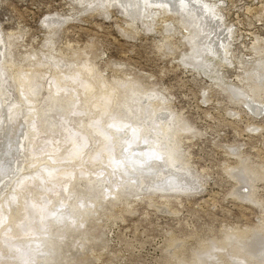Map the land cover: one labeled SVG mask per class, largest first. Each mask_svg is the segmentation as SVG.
<instances>
[{
  "label": "rangeland",
  "instance_id": "1",
  "mask_svg": "<svg viewBox=\"0 0 264 264\" xmlns=\"http://www.w3.org/2000/svg\"><path fill=\"white\" fill-rule=\"evenodd\" d=\"M201 1L0 0V264H264V0Z\"/></svg>",
  "mask_w": 264,
  "mask_h": 264
},
{
  "label": "bare ground",
  "instance_id": "2",
  "mask_svg": "<svg viewBox=\"0 0 264 264\" xmlns=\"http://www.w3.org/2000/svg\"><path fill=\"white\" fill-rule=\"evenodd\" d=\"M118 2H119V4L120 5H122L127 11H131V10H133V8H134V10L136 9L135 8V4L139 1H137L136 0V3H134V0H117ZM145 3V5H148L149 7H151V8H153V9H163V11L164 10H166L167 9V7H169L170 9H175L176 11H179V12H181L182 14H184L185 16L186 15H188V14H192V5L194 6L195 4H197V8H202L203 9V15L204 14H206L205 12H207L208 14H213L212 13V9H211V7L210 6H208L205 2H203V1H201V0H143ZM138 4H140L141 5V0H140V2L138 3ZM198 4H200V5H198ZM140 7V6H139ZM141 7H142V5H141ZM145 7V6H144ZM195 7H196V5H195ZM195 9V8H194ZM141 10H142V8H141ZM198 10V9H197ZM169 11V10H168ZM171 11V10H170ZM175 11V12H176ZM165 12V11H164ZM198 12H200V10L198 11ZM198 12H197V14H198ZM216 12V11H215ZM181 14V15H182ZM196 14V13H195ZM201 14V13H200ZM213 16L215 17V14H213ZM202 19V18H201ZM213 20H215V19H213ZM216 23H217V20H216ZM218 24H220V23H218ZM15 79V78H14ZM88 88H89V86H88ZM87 88V89H88ZM61 92V91H60ZM108 93H109V91H107ZM2 94H3V92H2ZM106 94V93H105ZM88 95V94H87ZM111 94H109V95H107V98H108V96H110ZM7 96V95H6ZM103 97V96H102ZM115 97V96H114ZM7 98V97H6ZM5 97L2 99H0V101H1V104H0V108L2 107V109H6V107L7 106H5L4 104H7V102H9V101H7L8 99H6ZM104 99H105V96L103 97ZM102 98V99H103ZM10 99V98H9ZM61 100V99H60ZM87 100V99H86ZM107 100H109V99H107ZM25 101H26V99H25ZM62 101V100H61ZM64 101V100H63ZM88 101V100H87ZM110 101H111V98H110ZM114 101V100H113ZM14 102V101H13ZM97 102H100V100L99 101H97ZM104 102H106V99H105V101ZM146 102V101H145ZM24 103V102H23ZM26 103H27V101H26ZM57 103V102H56ZM114 103V105H115V102H113ZM117 103V102H116ZM25 104V103H24ZM28 104H29V102H28ZM86 104V103H85ZM99 104H101V102L99 103ZM98 104V105H99ZM102 104L104 105L105 103H103L102 102ZM108 104V103H107ZM110 104V103H109ZM92 106H93V104H91ZM96 105H97V103H96ZM106 105V104H105ZM111 105V104H110ZM110 105H108V106H110ZM156 105V104H155ZM95 106V105H94ZM101 106V105H100ZM99 106V108H101ZM62 107V106H61ZM97 107V106H96ZM104 107V106H103ZM102 107V108H103ZM99 108H97L98 110H99ZM106 108V107H105ZM112 108H113V106H112ZM111 108V109H112ZM0 110V112L2 111L3 112V110ZM96 108H94V110H95ZM108 109H110V108H108ZM102 110V109H101ZM106 110V109H105ZM128 110V109H127ZM126 110V111H127ZM29 111V110H28ZM102 111H104V108H103V110ZM108 111V110H107ZM101 113V112H100ZM103 113V112H102ZM32 114V113H31ZM108 114H109V112H108ZM168 114V113H167ZM27 115V114H26ZM100 115V114H99ZM99 115H98V117H99ZM102 115V114H101ZM114 115V117H115V114H113ZM112 116V115H111ZM123 116H125V115H123ZM133 116V115H132ZM29 117V116H28ZM104 117H105V115H104ZM110 117V116H109ZM127 117V116H126ZM110 118H113V117H110ZM109 118V119H110ZM0 119H1V113H0ZM23 119H25L24 117H23ZM29 119V118H28ZM128 119H129V116H128ZM143 119V118H142ZM145 119V118H144ZM143 119V120H144ZM148 119H150V118H148ZM167 119V118H166ZM3 120V119H2ZM27 120V119H26ZM132 120V119H131ZM135 120H138V119H135ZM141 120V119H140ZM143 120H142V122H143ZM147 120V119H146ZM155 120V119H154ZM4 121V120H3ZM150 121V120H149ZM126 122V121H125ZM159 122V121H158ZM163 122V121H162ZM165 122V121H164ZM170 122V121H169ZM169 122H168V124H169ZM119 123H121V122H119ZM123 123V122H122ZM127 123V122H126ZM132 123V122H131ZM135 123H136V121H135ZM166 123V122H165ZM171 123H172V121H171ZM2 124V123H1ZM55 124V123H54ZM82 124V123H81ZM94 124V123H93ZM125 124V123H124ZM139 124V123H138ZM138 124H137V127H138ZM143 124V123H142ZM152 124V123H151ZM27 125V124H26ZM85 125V124H84ZM115 125V124H114ZM126 125H129V120H128V123L126 124ZM131 125V124H130ZM129 125V126H130ZM172 125V124H171ZM56 126V125H55ZM128 126V127H129ZM136 126V125H135ZM139 126H141V124L139 125ZM161 126H162V124H161ZM1 127V126H0ZM6 127H8V125H6ZM5 127V128H6ZM94 127V126H93ZM93 127H91V128H93ZM122 127H123V125H122ZM131 127V126H130ZM129 127V129L127 128V127H125L126 129H128V130H130L131 128ZM147 126L145 125V128H146ZM4 128V129H5ZM25 128H30L29 126H25ZM136 128V127H135ZM144 128V127H143ZM155 128V127H154ZM171 128V127H170ZM124 129V128H123ZM133 129V128H132ZM138 129H140V127L138 128ZM142 129V128H141ZM157 129V128H156ZM26 130H28V129H26ZM93 130H95L96 132V134H98L99 133V137H101L100 138V143H103L107 138L109 139V137H108V135L106 134V132L105 133H103V132H100V130L99 129H97V128H93ZM112 130V129H111ZM110 130V131H111ZM116 129H114L113 128V133H114V131H115ZM125 130V129H124ZM127 130V131H128ZM149 130H152V129H149ZM159 130V129H158ZM29 131H30V129H29ZM81 131V130H80ZM82 131H84V130H82ZM117 131V130H116ZM122 131V130H121ZM126 131V132H127ZM131 131V130H130ZM129 131V132H130ZM133 131V130H132ZM139 131V130H138ZM145 131V130H144ZM147 131V130H146ZM154 131V130H153ZM163 131L165 132L166 131V128L164 127L163 128ZM2 132H3V130H2ZM119 132V131H118ZM125 132V131H124ZM137 132V131H136ZM158 132V131H157ZM161 132V131H160ZM11 135H10V134ZM133 133H135V132H133ZM141 133V132H140ZM145 133V132H144ZM115 134V133H114ZM130 134H132L131 132H130ZM128 135V136H131V135ZM143 134V133H142ZM141 134V135H142ZM148 134V133H147ZM151 134V133H150ZM156 134L157 133H155V138H159L160 136H156ZM162 134H164V133H162ZM20 135V134H19ZM19 135H17L15 132L14 133H11V131H9V130H7V128H6V131H4L3 132V134H2V136L0 137V198H1V196L5 193V192H7L9 189H10V186L12 185V184H14V181L17 179V178H19L18 176L20 175V177H22L21 176V174L22 173H25L26 171H27V169H29V168H31V166H29V164H28V162H30L31 163V161H28V162H26V164H25V161L27 160V159H23V160H21L20 162H18L17 164H16V167L15 168H13L12 167V164L9 162V161H12V154L13 153H15L16 152V147H17V144H18V138H19ZM92 135H94V134H92ZM118 135V134H117ZM121 135V134H120ZM127 135V134H126ZM139 135V134H138ZM149 135V134H148ZM152 135V134H151ZM71 136V135H70ZM70 136H68L69 138H70ZM119 136V135H118ZM136 136H137V134H136ZM28 137H29V135L27 134V132L26 133H24L23 134V137L20 139V141L19 142H21V144L23 145V151L25 152V146H27L28 145ZM36 137V136H35ZM114 137H115V135H114ZM114 137H113V139H114ZM126 137V136H125ZM34 138V137H33ZM71 138H74V137H71ZM105 139V140H102V139ZM123 138V137H122ZM141 138V137H140ZM143 138H145V137H143ZM150 138L151 137H149V138H147V140L149 139V141L151 142V140H150ZM155 138H154V141H155ZM35 139V138H34ZM92 139V138H91ZM107 139V140H108ZM116 139V138H115ZM118 139V138H117ZM142 139V138H141ZM156 139V140H157ZM163 139V138H162ZM165 140H166V138H164ZM163 139V140H164ZM71 140V139H70ZM73 140H76V139H73ZM96 140V139H95ZM121 140H123V139H121ZM120 140V143H122V141ZM140 140V139H139ZM143 140V139H142ZM153 140V139H152ZM160 140V139H159ZM164 140V141H165ZM94 141V140H93ZM98 141V140H97ZM98 141V142H99ZM103 141V142H102ZM108 141H110V140H108ZM126 141V140H125ZM127 141H128V139H127ZM168 141V140H167ZM167 141H165V142H167ZM75 142V141H74ZM73 142V144H76V143H74ZM96 142V141H95ZM143 142H147V141H143ZM158 142V141H157ZM161 141H159L158 143H160ZM70 143H72V142H70ZM82 143H84V141L82 142ZM106 143V142H105ZM113 143V142H112ZM118 143V142H117ZM120 143H118V146L116 147V149H114V150H117L118 151V153H121V155L122 156H124V154L122 153V149L120 148L121 146L119 145ZM131 143V142H130ZM137 142H135V144H136ZM149 143V142H148ZM148 143H146V144H148ZM172 143V142H171ZM171 143L169 144H167V146L168 145H171ZM107 144H109L110 145V143H107ZM114 144V143H113ZM123 144V143H122ZM126 144H127V146H128V144L129 143H127L126 142ZM133 144V143H132ZM145 144V143H144ZM150 145H156V143L154 142V143H149ZM160 144H162V143H160ZM166 144H164V145H166ZM77 145H79V144H77ZM84 146V144H81L80 146ZM101 145V144H100ZM104 145V146H103ZM103 145H101L102 146V148H101V146L99 147L100 148V150L102 151V150H104V151H106V150H108V152L107 153H109V145H106V144H104L103 143ZM149 145V146H150ZM72 146H75V145H72ZM115 146V145H114ZM133 146H136V145H134L133 144ZM139 146H141V144L139 145ZM149 146H145V145H143V147H149ZM76 147V146H75ZM154 147V146H153ZM155 147H157V146H155ZM173 147V146H172ZM77 149H78V146L76 147ZM80 148V147H79ZM98 148V147H97ZM133 148V147H132ZM140 148H142V147H140ZM140 148H136L135 147V149H137V150H139ZM161 147H158V148H156V150H157V152H156V154L154 153V155L151 157V162H153V163H155V164H157V163H160L161 164V162H162V158H163V156H164V153H168L169 152V150H163V149H160ZM163 148V147H162ZM74 149V148H73ZM124 150H125V148H123ZM131 149V148H130ZM148 149V148H147ZM152 149V148H151ZM171 149H173V148H171ZM72 150V149H71ZM80 150H82V148L80 149ZM98 150V149H97ZM123 150V152L125 153V151ZM143 150H144V148H143ZM73 151V150H72ZM75 151V150H74ZM84 151V150H83ZM128 151H130V150H128ZM147 151V150H146ZM32 152H34V151H32ZM35 152H37V151H35ZM76 153H77V151H75ZM79 152H82V151H79ZM116 152V151H115ZM140 152V151H139ZM143 152V154H144V151H142ZM148 152V151H147ZM150 152H152V150L150 151ZM75 153V154H76ZM106 153V152H105ZM117 153V154H118ZM128 153H130V152H128ZM32 154V153H31ZM30 154V155H31ZM35 154V153H34ZM80 154V153H79ZM83 154V153H82ZM125 154H127V153H125ZM130 154H133L132 156H134V152L132 153V151H131V153ZM149 154H152V153H149ZM169 155H170V153H168ZM35 155H38L37 153L35 154ZM81 155V154H80ZM79 155V156H80ZM113 155V154H112ZM120 155V154H119ZM136 155L138 156V157H140V153L138 154V152L136 153ZM135 155V156H136ZM142 155V154H141ZM147 155H148V153H147ZM24 156H25V153H24ZM26 156H27V154H26ZM32 156V155H31ZM77 156H78V153H77ZM82 156V155H81ZM86 156V155H85ZM106 156H107V154H106ZM109 156H110V154H109ZM115 156L116 155H114V156H112V157H114L115 158ZM118 156V155H117ZM121 156V157H122ZM134 156V157H135ZM137 156L135 157L136 158V160H137ZM171 156V155H170ZM33 158H34V155L32 156ZM89 157V156H88ZM108 157V156H107ZM125 157V156H124ZM127 157V156H126ZM126 157H125V159H126ZM131 157V156H130ZM144 160H146V159H148L147 158V156H141ZM141 157L139 158V159H141ZM148 157H149V155H148ZM32 158V159H33ZM52 158H55V157H52ZM117 158V157H116ZM123 158V157H122ZM39 159H40V157H39ZM44 159V158H43ZM132 158H130V160H131ZM49 160H51V159H49ZM115 160H117L118 162L117 163H119V161L120 160H118V159H115ZM127 160V159H126ZM129 159L127 160V162L128 161H130ZM133 160V159H132ZM155 160V161H154ZM35 161V160H34ZM40 161V160H39ZM42 161V160H41ZM54 161V160H53ZM53 161H52V163H53ZM57 161H59V159L57 160ZM142 161V160H141ZM50 162V161H49ZM56 162V161H55ZM138 162H140V160L138 161ZM145 162V161H144ZM148 162V161H147ZM149 162H150V160H149ZM37 163V162H36ZM42 163V162H41ZM45 163V162H44ZM128 163H130V162H128ZM135 163V162H134ZM137 163V162H136ZM143 163V162H142ZM113 164H115V163H113ZM131 164H132V162H131ZM39 165V164H38ZM53 165H54V163H53ZM130 165V164H129ZM133 166L135 165V164H132ZM158 165V164H157ZM34 166V165H33ZM44 166V165H43ZM49 166V165H48ZM56 166V165H55ZM136 166V165H135ZM134 166V167H135ZM136 167H138V166H136ZM53 168V167H52ZM133 168V167H132ZM158 168V167H157ZM46 169V168H45ZM45 169H43V170H45ZM49 169V168H48ZM53 169H55V168H53ZM170 169V168H169ZM174 169H175V167H174ZM50 170H52V169H50ZM166 170V169H165ZM161 171V170H159L160 172H159V174L157 175V178H161V174H163V176L162 177H164V174L165 173H169L170 171L168 170H166V171ZM53 172H54V170H52ZM51 171V172H52ZM60 171H62V170H58V173L60 172ZM64 171V170H63ZM62 171V172H63ZM45 172V171H44ZM47 172H49V171H47ZM67 173V172H66ZM94 173V172H93ZM26 174V173H25ZM46 174V173H45ZM49 174H51V173H49ZM60 174V173H59ZM65 174V173H64ZM102 174V173H101ZM37 175V174H36ZM26 176V175H25ZM51 176V175H50ZM39 177V176H38ZM171 179H173L172 177L171 178H163L161 181L162 182H160V184L161 185H166V186H168V187H174V188H176L177 187V185L175 186L174 184H172L170 181H172V182H175V181H173V180H171ZM17 180H19V179H17ZM98 180H100V179H98ZM158 180V179H157ZM22 181V180H21ZM91 181H92V178H91ZM96 181H97V179H96ZM101 181H103V180H101ZM101 181H100V183H101ZM128 181V180H127ZM96 183H98V181L96 182ZM108 183V182H107ZM104 184H106V183H104ZM160 184L159 185H157V187H159L160 186ZM132 185V184H131ZM95 186V185H94ZM113 186V185H112ZM164 187V186H163ZM168 187H166L167 189H169ZM106 188V187H105ZM155 188V187H154ZM101 189V188H100ZM110 189V188H109ZM115 189V188H114ZM113 189V190H114ZM112 190V191H113ZM1 200V199H0ZM238 233V232H237ZM241 234V233H240ZM239 234V236H244V233H243V235H240Z\"/></svg>",
  "mask_w": 264,
  "mask_h": 264
}]
</instances>
